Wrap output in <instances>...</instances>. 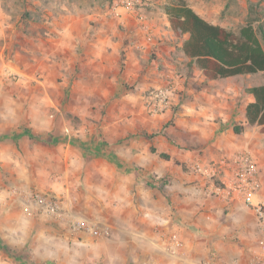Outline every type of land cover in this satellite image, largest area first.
Listing matches in <instances>:
<instances>
[{"label": "rangeland", "instance_id": "rangeland-1", "mask_svg": "<svg viewBox=\"0 0 264 264\" xmlns=\"http://www.w3.org/2000/svg\"><path fill=\"white\" fill-rule=\"evenodd\" d=\"M174 1L0 0V135L18 134L0 139V264H212L204 203L240 153L264 202V133L244 118L264 70L205 78L169 26ZM185 1L228 30L251 23L264 47V0Z\"/></svg>", "mask_w": 264, "mask_h": 264}, {"label": "trees", "instance_id": "trees-1", "mask_svg": "<svg viewBox=\"0 0 264 264\" xmlns=\"http://www.w3.org/2000/svg\"><path fill=\"white\" fill-rule=\"evenodd\" d=\"M163 10L173 33L186 35L182 51L201 69L205 78H226L264 70V47L251 23L241 25L237 32L228 30L203 18L185 0L168 3ZM260 31L264 41V30L260 28ZM245 92L252 97L244 106L245 120L249 125H258L264 133V84L249 86ZM232 130L238 133L241 127L233 126ZM24 133L34 140L57 141L28 130ZM9 135L14 139L18 136L14 132ZM9 135H0V139ZM160 156L168 158L166 153Z\"/></svg>", "mask_w": 264, "mask_h": 264}, {"label": "crops", "instance_id": "crops-1", "mask_svg": "<svg viewBox=\"0 0 264 264\" xmlns=\"http://www.w3.org/2000/svg\"><path fill=\"white\" fill-rule=\"evenodd\" d=\"M251 99L252 97L250 96ZM226 120L225 117L222 119L224 122ZM210 124L207 127L208 132L215 134L218 124L214 121ZM231 129L232 127L229 130L231 131ZM224 132H228V129L226 128ZM224 132L221 131V133ZM112 155L115 158H119L116 153ZM259 177L261 182L259 187L262 189V184H264L263 171L259 173ZM163 194V192L160 193L162 201L166 199ZM207 200L204 204L209 209L207 215L210 216V221H208L205 233L214 235L212 247L215 261L212 264H252L253 255L257 250L259 240V231L252 209L244 204L241 199L234 196H221L217 200ZM207 203L210 206L214 204V208H210ZM199 208H201V205ZM178 212L180 213V211ZM202 215L198 214L193 217L192 222L195 226H202L200 221ZM186 218L190 217L187 216Z\"/></svg>", "mask_w": 264, "mask_h": 264}, {"label": "built area", "instance_id": "built-area-1", "mask_svg": "<svg viewBox=\"0 0 264 264\" xmlns=\"http://www.w3.org/2000/svg\"><path fill=\"white\" fill-rule=\"evenodd\" d=\"M134 0H114V7L133 9ZM137 1V0H136ZM148 105L152 111H163L170 104V97L162 89L150 90L147 96ZM234 173L225 188L214 187V192L222 197L232 195L248 205L255 216L257 228L259 231V240L257 250L253 255L252 264H264V202L255 198L257 187V166L255 161L246 153H240L233 158ZM88 229L92 234L97 235V229H91L88 226L79 224L76 228Z\"/></svg>", "mask_w": 264, "mask_h": 264}]
</instances>
